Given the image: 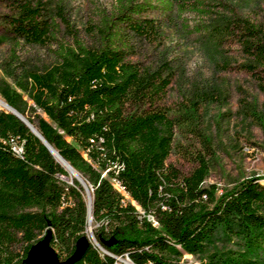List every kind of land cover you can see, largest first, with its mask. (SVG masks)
<instances>
[{
  "label": "trees",
  "instance_id": "16d2710c",
  "mask_svg": "<svg viewBox=\"0 0 264 264\" xmlns=\"http://www.w3.org/2000/svg\"><path fill=\"white\" fill-rule=\"evenodd\" d=\"M211 4L115 0L98 26L96 45L78 37L73 43L58 41V63L45 69L21 61L15 40L4 66L14 83L3 80L1 94L92 185V215L100 225L94 240L89 238L81 182L65 181L61 175L69 171L45 143L18 115L0 107V264H24L44 232L51 233L61 261L86 236L81 256L71 264H124L118 257L125 256L131 264H184V252L199 257L201 264H264V174L246 177L217 196L214 188L203 185L208 166L201 158L199 167L177 180L178 170L166 161L174 120L157 107L141 113L128 108L130 100L151 99L168 83L127 59L133 50L130 34L152 36L157 28L148 14L157 10L165 21L178 19L189 32H222L229 26L225 17L216 25L204 23L214 13ZM185 11L202 20L190 24L182 16ZM38 14L25 5L12 19L15 36L37 42L56 39L57 23H46ZM241 24L245 47L264 64L261 27L247 18ZM11 135L24 140L23 156L9 143ZM115 164L123 167L116 171ZM113 177L141 209L125 200ZM230 242L235 247L227 248L224 243Z\"/></svg>",
  "mask_w": 264,
  "mask_h": 264
},
{
  "label": "rangeland",
  "instance_id": "374dc122",
  "mask_svg": "<svg viewBox=\"0 0 264 264\" xmlns=\"http://www.w3.org/2000/svg\"><path fill=\"white\" fill-rule=\"evenodd\" d=\"M208 1L212 3L214 13L204 23L216 25L221 17H225L229 26L222 32L207 28L189 32L178 19L165 21L163 13L157 10L148 14L157 28L152 36L142 39L130 34L129 44L133 50L127 59L139 64L144 73H154L157 81L166 79L168 83L151 99L130 100L128 108L141 113L157 107L171 117L174 134L166 161L178 170L176 179L189 175L204 158L208 172L203 185L214 188L218 196L246 177L264 174V64L245 47V31L241 24L242 19H250L261 27L264 36V0ZM114 2L0 0V88L3 80L14 83L4 66L11 57L15 40L20 43L17 54L21 61L37 69L48 68L58 63L54 52L58 41L73 43L78 37L88 46L96 45L98 26ZM25 5L36 8L38 19L57 23L56 39L50 36L44 42H37L15 36L12 19ZM182 16L192 25L202 20L192 11H185ZM124 27L133 31L128 25ZM24 96L34 103L28 95ZM0 98L7 102L1 91ZM39 111L50 120L45 111ZM61 177L72 184L77 179L69 172ZM88 185L92 193V185L89 182ZM124 198L137 204L130 196ZM137 207L141 209L138 204ZM99 225L100 221L94 218L91 224L88 223L86 234L89 238L94 240V231ZM47 234H41L31 246L32 255L47 249L57 253L54 245L48 244ZM224 244L227 248L235 247L233 242ZM118 258L124 264H131L128 256ZM181 261L184 264L202 263L189 252L183 253Z\"/></svg>",
  "mask_w": 264,
  "mask_h": 264
},
{
  "label": "water",
  "instance_id": "95a60500",
  "mask_svg": "<svg viewBox=\"0 0 264 264\" xmlns=\"http://www.w3.org/2000/svg\"><path fill=\"white\" fill-rule=\"evenodd\" d=\"M10 105V108H6L8 111H11L13 113H15L16 115H18L22 120H24L27 125L32 129V131L43 141V143H45V145L50 149V151L52 152L51 150V143L49 142V140L42 134H38L36 133L32 126H31V121L27 118L26 115H24L22 112H20L17 108H15L14 106H12L11 104ZM53 153V152H52ZM64 159H66L64 157ZM67 160V159H66ZM68 161V160H67ZM69 162V161H68ZM70 163V162H69ZM71 164V163H70ZM72 165V164H71ZM73 166V165H72ZM74 167V166H73ZM75 168V167H74ZM76 169V168H75ZM77 179L81 182L82 186L84 187L85 189V192L88 190L89 188V185H88V182L87 180H83L82 178L80 177H77ZM87 199V198H86ZM87 205H88V216L90 215V204L87 200ZM48 236V244H50V236H51V233L48 232L47 234ZM95 238V236H94ZM84 241H86V236H82L80 239H79V242H78V248L77 250L75 251V253H73L69 258H67L66 260L64 261H61L59 259V256L58 254H54L53 252L50 251V249H47L44 251V253H35L32 255V253H30L29 251V254L28 256L25 258V264H71V262H73L76 258H79L82 254V251H83V248H84Z\"/></svg>",
  "mask_w": 264,
  "mask_h": 264
},
{
  "label": "bare ground",
  "instance_id": "6f19581e",
  "mask_svg": "<svg viewBox=\"0 0 264 264\" xmlns=\"http://www.w3.org/2000/svg\"><path fill=\"white\" fill-rule=\"evenodd\" d=\"M0 105L2 106V107H4V108H10V105L4 100V99H2V98H0ZM31 126H32V128H33V130L36 132V133H38V134H40V135H42L41 134V132L40 131H38V129L37 128H35V126L33 125V124H31ZM11 146H13L12 144H11ZM13 148L14 149H16L14 146H13ZM17 150V149H16ZM51 150H52V152H53V154L55 155V157H56V159L59 161V162H61L62 163V165L70 172V174L72 175V177H74V178H77V177H80V178H82L83 180H85L84 178H83V176L66 160V159H64L58 152H57V150H55V148L51 145ZM19 152V151H18ZM80 174V175H79ZM86 181V180H85ZM86 195H87V199H88V202H89V204H90V215H89V224H91L92 223V221H93V215H92V207H93V205H92V202H93V195H92V193H91V191H90V189L88 188V190L86 191Z\"/></svg>",
  "mask_w": 264,
  "mask_h": 264
},
{
  "label": "built area",
  "instance_id": "2783aa9c",
  "mask_svg": "<svg viewBox=\"0 0 264 264\" xmlns=\"http://www.w3.org/2000/svg\"><path fill=\"white\" fill-rule=\"evenodd\" d=\"M103 137H100L99 141H103ZM9 143L12 144L19 152L22 153L23 156V144H24V140L22 138H20L18 135H11L8 139ZM91 141H95V138L92 137ZM88 154V152H86ZM116 167V171H119L120 168L123 167V164L118 165L115 164L114 165ZM113 166V167H114ZM112 166H110L109 168H107L106 170L103 171V175L106 176L108 175V170L111 168ZM113 184L115 185V187L125 196H130L129 192L127 191L125 185L117 178V177H113L112 178ZM149 217L153 219V215L149 214Z\"/></svg>",
  "mask_w": 264,
  "mask_h": 264
}]
</instances>
